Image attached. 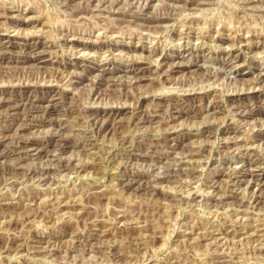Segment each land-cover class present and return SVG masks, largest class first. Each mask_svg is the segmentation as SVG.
I'll return each instance as SVG.
<instances>
[{"label": "rangeland", "instance_id": "1", "mask_svg": "<svg viewBox=\"0 0 264 264\" xmlns=\"http://www.w3.org/2000/svg\"><path fill=\"white\" fill-rule=\"evenodd\" d=\"M249 171L264 0H0V264H264Z\"/></svg>", "mask_w": 264, "mask_h": 264}, {"label": "bare ground", "instance_id": "2", "mask_svg": "<svg viewBox=\"0 0 264 264\" xmlns=\"http://www.w3.org/2000/svg\"><path fill=\"white\" fill-rule=\"evenodd\" d=\"M12 43V39L11 40H7L6 41V45H10ZM172 68H179L178 66L174 65ZM177 69H175L176 71ZM52 93V92H51ZM53 96V95H51ZM197 100V99H196ZM209 102V101H208ZM210 103V102H209ZM213 103V101H212ZM211 105V103H210ZM38 107V106H37ZM18 107H11V110L12 111H9L8 112V116L9 117H15V115H18L20 114V112L18 111ZM30 109V108H29ZM22 110V109H21ZM21 116H23V118H28V117H31V115L29 114V110L28 109H25L23 110V112L21 113ZM101 128V127H100ZM184 134V133H182ZM185 135V134H184ZM20 142V141H18ZM174 142V141H172ZM15 145V144H14ZM176 145V144H175ZM248 145V144H247ZM16 146V145H15ZM226 148V147H225ZM38 149V147H35L33 144L29 143V142H21L19 144H17V146L15 147V150L14 151H18V150H23V151H36ZM234 149H239V147H234ZM238 151V150H237ZM251 151V150H250ZM241 152V151H240ZM19 157V156H18ZM179 161V160H178ZM249 161V160H248ZM249 166V165H248ZM249 169V168H248ZM260 172H263L262 169L259 170ZM262 175H264V173L262 174H256V173H253L252 171H249V175H248V182L249 183H253L257 188H258V194L255 196V201H261L264 196L262 194V189H264V177H262ZM238 177V178H237ZM234 179V178H233ZM243 179H246V175L245 174H242L241 176H236V180L237 182H240L242 181ZM132 181V180H131ZM247 181V180H246ZM131 185V184H130ZM229 264V263H228Z\"/></svg>", "mask_w": 264, "mask_h": 264}]
</instances>
